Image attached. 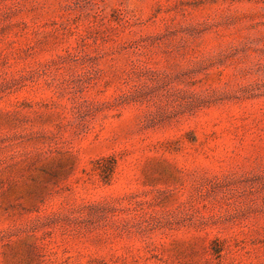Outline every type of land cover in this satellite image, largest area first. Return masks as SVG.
<instances>
[{
	"label": "rangeland",
	"instance_id": "obj_1",
	"mask_svg": "<svg viewBox=\"0 0 264 264\" xmlns=\"http://www.w3.org/2000/svg\"><path fill=\"white\" fill-rule=\"evenodd\" d=\"M0 264H264V0H0Z\"/></svg>",
	"mask_w": 264,
	"mask_h": 264
}]
</instances>
